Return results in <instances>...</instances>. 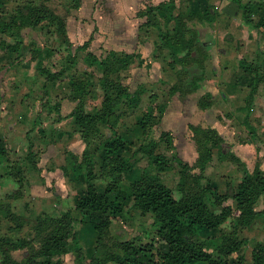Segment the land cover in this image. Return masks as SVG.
Here are the masks:
<instances>
[{"label": "trees", "instance_id": "obj_1", "mask_svg": "<svg viewBox=\"0 0 264 264\" xmlns=\"http://www.w3.org/2000/svg\"><path fill=\"white\" fill-rule=\"evenodd\" d=\"M231 1L236 4L242 22L257 32L259 43L264 39V13L255 19V4L251 0ZM77 6L78 3L75 4ZM0 7H3L1 3ZM1 12L0 37L3 38L0 46L16 54L13 60L20 59L26 47L23 29L27 27L46 29L48 33L58 35L60 44L66 45L62 70L51 71L40 63L43 55L53 53L52 47L48 46L35 48V54H38L36 67L43 87L47 82L67 75L71 88L67 98L77 101L69 116L73 118L75 130L84 142V149L80 158L65 149L61 169L70 181L78 185L74 209L82 215L80 222L86 221L93 227L96 246L107 235L112 216L121 212L126 203H131V208L138 212L150 213L153 217L152 226L158 237V245H155L154 238L149 244L131 240L115 242L116 249H106L99 256H93V264H245L246 255L241 250L247 245L250 247L249 264H264V241L251 240L239 234L256 220L264 225V172L258 164L250 171L237 155L223 152V139L215 129L189 125L198 156L193 166L179 161L178 180L174 188L169 187L161 176L172 166L170 158L157 149L159 143L141 144L130 153L124 137L114 129L119 119L118 107L138 100V92H132L124 84V73L132 65L142 64L140 53L110 50L105 55L97 56L86 51L89 39L76 50L86 51L83 62L91 70L83 72L84 79L76 80L77 72L73 71L76 52L71 50L68 41L65 17L46 3H36L35 0L15 1L5 17ZM217 14L216 8L207 0H193L188 7L177 6L176 0H162L145 5L139 12L138 15L144 18L141 25L146 32L150 27L157 30L156 49L161 54L165 53L164 57L174 71L175 81L169 87L170 93L184 98L202 89L207 74L206 61L214 55L213 23ZM261 49L257 44L255 59L240 58L238 61L241 74L248 77V92L242 107L247 115L258 87L264 84V53ZM30 59L36 60L35 56ZM89 87H97L100 95L99 105L91 111H87L85 105V98L90 94ZM214 97L215 93L205 90L197 98V107L203 110L212 106ZM58 106L55 105L54 109L58 110ZM247 115L243 124L248 130L249 141L257 144L259 134L249 123ZM149 119L146 115L139 118L136 124L145 130ZM103 126L110 129L109 136L101 137L100 128ZM95 137H99L98 143ZM26 139V152L20 162L9 157L7 144L0 139V160L7 162L4 176L17 182V187L0 199V264H63L66 256L81 254V248L76 243V218L72 212L64 210L58 216L38 213L31 223L18 215L7 202L8 199L22 196L25 173L39 169V153L30 138ZM170 139L169 132H162L158 141L171 149L173 144ZM215 151L222 157L221 160L234 162L240 173L238 183L229 194L219 193L216 184L202 182L205 167ZM136 154L146 158V166L137 165L139 159L133 158ZM194 168H198V172H193ZM97 179L105 182L101 191L95 186ZM229 197L233 200L234 208L222 205ZM260 202L262 207L256 209ZM230 216L232 230L229 233L218 238L206 235L219 229ZM27 222L29 228L25 237H10L1 227L9 223L8 231L18 233ZM35 242L37 246H34ZM22 248L28 250L27 255L23 260L14 259L11 251Z\"/></svg>", "mask_w": 264, "mask_h": 264}, {"label": "rangeland", "instance_id": "obj_2", "mask_svg": "<svg viewBox=\"0 0 264 264\" xmlns=\"http://www.w3.org/2000/svg\"><path fill=\"white\" fill-rule=\"evenodd\" d=\"M15 1L17 0H11L10 3H4L5 5L1 3L5 11L4 17L7 16ZM159 1L162 0H35L36 3H46L49 8L53 9L60 16L65 17L68 41L71 44V50L76 52V67L75 70L73 69L74 73L77 72L75 76L76 80L84 79L85 75L83 72L85 70L90 72L91 70L83 62L86 51H91L97 56L105 55L110 50L128 53L140 52L143 56L148 55L147 57L152 62L151 64H144V60L142 59L140 66L134 64L124 73V84L132 92H138L139 95H137L138 100L136 101L135 99V104V101L131 103L127 102L118 107L119 119L114 129L117 130L119 135L124 137L130 153H133L141 144L149 142L159 143H157V149L170 158L172 166L169 171L163 173L161 176L166 185L174 188L178 180L179 161L186 162L190 166H193L196 162L198 153L189 125L215 129L223 139L221 143L223 152H231L237 155L250 171L258 164L264 172V84L258 87L251 109L247 115L246 110L242 109V107L245 104L244 100L248 92V77L247 75L243 76L238 68L240 58L247 60L255 59L257 44L260 45L264 53V39H261L257 43V32L248 25H245L240 15L236 18L234 17V20L238 24L240 23L241 26L242 24L245 26L246 31H243V34L240 30L239 32L238 30H234L233 35L223 34V39L214 44L213 49L215 50V54L212 57L214 58V65H217V72H221V78H217L215 76L217 72L214 74L211 66H208L203 85L212 83V86L215 87L214 90H216L215 100L212 106L202 110L197 107V98L204 93V90L200 89L195 95L184 98H179L177 94L170 93L168 87L174 79V71L171 65L168 62L166 63V61L163 64L160 61L159 66L153 65L154 61L150 58L154 56V53L151 52V41L142 44L143 37L146 35L151 39L155 38L156 30L149 29L146 32L145 28L141 25L144 18L139 17L138 14L141 11L140 9L146 4H156ZM251 1L255 4L253 16L257 19L264 13V0ZM192 2L193 0H184L183 3L181 0H176V5L188 7L191 6ZM76 3H78L77 7H75ZM217 35H220V33H217ZM87 40H89V45L86 51L76 50L78 46ZM23 42L26 47L23 49L21 58L16 62L15 60L5 61L0 65V73L4 68H6L7 73L10 72L8 77L7 75L0 77V84H4V86L11 85L9 87L10 90L8 89V95L11 98L14 96L12 91L17 88L13 80H19V85L21 80L22 93L20 101L24 102L26 100L33 108L38 107L37 112L43 109V120L46 122L42 124L48 131V127H51L54 122L48 116V110L52 111L55 105L61 104V102L74 107L77 101L67 98L71 89L67 75L53 82H47L46 86L43 87L42 77L39 75L36 67L38 54H35L34 50L39 46L52 47V55H43L41 62H38L51 71H60L65 65L66 53L64 48L66 45L58 42V35L48 33L46 29L38 26L35 29L29 27L23 29ZM230 42L233 43L232 51L228 48ZM219 50L226 51L225 55L230 56L227 59L225 57L222 59ZM30 51H34V53H30ZM157 52L160 53V51H155V53ZM40 55L42 56V54ZM160 55L155 57H160ZM32 56H35L36 60H31ZM215 80H217L216 83L214 82ZM89 90L90 94L85 98L87 111H91L100 102L97 87H89ZM4 92L7 93V89ZM16 93L17 95L19 94L18 92ZM37 112L36 115L39 116L40 112ZM146 115L150 118V122L147 124L145 130H142L137 126L136 121ZM246 115L249 123L256 128L259 134L260 141L257 144L249 141L248 130L243 124ZM100 129L101 137L110 135V129L107 126H103ZM49 131L50 140H55L57 131L55 129H50ZM162 132L170 133V141L173 144V148H167L165 143L158 141ZM73 133H77L75 129ZM78 138L81 140L79 134ZM94 140L98 143L99 137H95ZM42 144L44 145V143ZM81 145L84 146V142ZM93 146L94 143L91 147ZM38 148L40 149L41 146L38 145ZM25 152L26 149L20 155L12 158L9 157L12 160L20 162ZM78 156L80 158V155ZM133 158L139 159L137 165L141 167L146 166V158L142 157L141 154H136ZM221 158L215 151L212 160L205 167L202 182L209 181L216 184L217 190L223 195L229 194L233 190L239 181L240 173L234 162L228 159L221 160ZM0 163L4 167L7 162L0 160ZM193 172H198V168H194ZM3 178L12 181L16 185L15 188L17 187V182L14 179L5 176ZM104 185L105 182L102 179L95 181L98 191H101ZM36 187L38 188L36 190L38 192L32 193L34 196L36 195L39 198L40 195H47L50 198L46 200L47 205H41L42 207L45 206L47 209H51L49 214L58 216L61 211L70 210L76 218L74 224V228L77 230L76 243L81 248V254L78 256L76 254L66 256L63 264H93L91 261L93 256H99L106 249L115 250V242L119 241L131 240L136 243L149 244L153 241L152 238H154L155 245L159 243L157 235L154 234L152 215L150 213L143 214L138 212L131 208V203L128 202L124 205L121 212L112 216L107 235L96 246V233L93 227L86 221L80 222L79 219L82 215L74 209V201L78 189V185L75 182L70 181L69 189H67L66 197L63 200L64 202H60L62 200H60V196L56 198L53 195V192L56 191L53 186L44 188L38 185ZM33 195L30 193L26 197V202L29 203L26 204L25 211H30L31 207H33L35 208V212H37L36 209L41 207L34 204L36 196L34 197ZM39 201L40 199L36 200V202ZM57 202H60L62 207H54L53 203L57 205ZM222 205H231L234 208L231 197L224 200ZM262 205L260 202L256 206V209H260ZM32 212L31 216L28 214L27 219H32L36 215L34 211ZM38 213H42V211ZM231 224L232 216L228 217L219 229L212 230L206 235L218 238L232 230ZM2 225L1 227L4 232L13 234ZM26 232L27 228L24 227L20 232V236H25ZM239 234L251 240L264 241V225L260 220H256ZM35 243L34 246L37 245ZM249 248L247 245L246 247H242L241 250L246 255L245 264H249L250 262L248 255ZM18 255L19 253L16 256Z\"/></svg>", "mask_w": 264, "mask_h": 264}, {"label": "crops", "instance_id": "obj_3", "mask_svg": "<svg viewBox=\"0 0 264 264\" xmlns=\"http://www.w3.org/2000/svg\"><path fill=\"white\" fill-rule=\"evenodd\" d=\"M10 1L11 0H0V3H3V5H5L7 3H10ZM207 2L208 4L213 5L216 8V11L218 13L217 18L213 23L215 43L223 39V34L227 33V34L233 35L234 30H238V32L240 30L242 31L241 33L243 34V31H246V28L245 26H243V24L241 26L240 23L238 24L234 20V17L236 18L237 16H239L237 6L234 2H232L231 0H207ZM0 11H2L1 12L2 15L5 14L3 7H0ZM143 22H144V19H142L141 24ZM150 29H154V28L150 27ZM217 33H220V35H217ZM2 38L3 37H0V40ZM7 41L9 40L7 39ZM149 41H151V45H152L151 52L154 53V56L152 55L153 57H150V58H152V61H154L153 65L155 64L159 66V62L161 61L163 64L166 61V59L164 57V54H165L164 52H162L163 54L159 52L155 53V51H158L155 46V43L157 41V30H156L155 38L151 39L149 38V36L146 35L143 37L142 44H145ZM228 45H230L228 46V48H230V50L232 51L233 43L230 42ZM219 52H220V57H222V59L223 57L227 59V57L230 56V55L229 56L225 55L226 51L224 50H219ZM159 55L160 57H155ZM15 56H16L15 53L6 51L5 49H2L0 46V65H2L5 61L13 60ZM147 56H143L141 54V58L144 60V64H147V63L151 64L152 62H150ZM206 64H207V69H208V66L209 67L211 66L213 73L215 74V72H217V65H214V58L211 57L207 59ZM6 75L8 77L10 75V72L7 73L6 68H4L0 73V77L2 76L5 77ZM215 76L217 78L220 77L221 72L218 71L215 74ZM13 81H14V85L17 88L12 91L14 96L11 98H9V95H8L9 94L8 89L11 85L4 86V84L2 85L0 84V139L4 140V142L7 144V147L9 149V156L12 158L16 155H20V153L23 152L24 149H26L27 144H28V141L26 138L29 137L31 142L34 145L35 150L39 153V160L37 163V167L39 169L37 172L31 171L29 173H25L26 182L25 180L23 181L24 187L22 191V196L16 199H8L7 202L9 201L12 209L18 215L22 216L24 220L32 223L33 218L35 216H33L32 219H27L29 215L31 216V214H33L32 211H34L36 215L39 211L47 212V213L51 211V209H47L45 206L43 207L41 206L43 204L47 205L46 200L50 198H48L47 195H40L39 198L38 196L35 195L36 200L40 199V201L36 202L35 200L34 204L37 206H41L40 208L36 209L37 212H35L34 210L35 208L33 207H31L30 211L29 210L25 211V206L27 203H29V202H26V199H27L26 197L30 193L31 195H33L32 193L35 194V192H38L36 191L38 189L36 186L38 185H41L44 188L45 187L50 188L51 186H53L56 189V191L53 192V195L56 198H59L57 196H60V200L62 199L60 202H64L63 200L66 197L67 189H69L70 181H69V178L63 174V171L61 169V166L64 161V155H62L63 151L65 149H68L72 151L74 154L81 156L84 146L81 145L82 141L79 140L78 133H73L75 129L74 120L72 117L69 116L72 110V107H73L72 105L69 106V105L64 104V102H61V104H59L58 106L59 107L58 110L54 108L52 109V111L48 110L49 111L48 116L51 117L52 120H54V122L51 127H48V131H47L46 128L43 127V124L46 122L45 120H43L44 118L43 109L42 108H40L42 110L39 109L40 113L38 116L36 115L38 107L33 108V106L31 104L29 105L28 102H26V100L24 102L20 101L21 93H22L21 80H20V85H19V80H13ZM174 81H175V75H174V79L172 80V84L174 83ZM214 82L216 83L217 80H215ZM210 84H204L202 89L204 91L211 90L213 93H215L216 92V90H214L215 87L212 86V83ZM3 89H5L4 91H6L7 89V93H5ZM16 92H18L19 94L17 95ZM178 97L180 98L179 95ZM33 111L35 112V115ZM40 123L41 124L43 123V124L38 125ZM50 129L51 130L55 129V131H57V133L55 134L56 136L55 140L54 139L50 140L51 139L50 133H49ZM41 132L44 134H42ZM42 143H44V145ZM38 145L41 146L40 149L38 148ZM3 176H4V167H3V164L0 163V199H2L6 194L14 190L16 186L14 183H12V181L4 179ZM60 202H57V205L56 203H53L54 204L53 206L54 207L56 206L57 208L62 207ZM29 222L25 224V227L27 228V230L29 228V224H28ZM3 225L5 226V228H7L8 225L11 226L9 223H5ZM20 232L18 233L12 232L13 234H8V235L10 237L12 236L18 237L20 236ZM4 233L7 234V232H4ZM27 235L28 234L26 232L25 236ZM16 252L19 253L18 256H16L17 255ZM27 253H28V250L25 248H22V249L11 251V256L16 260H23L24 257L27 255Z\"/></svg>", "mask_w": 264, "mask_h": 264}]
</instances>
